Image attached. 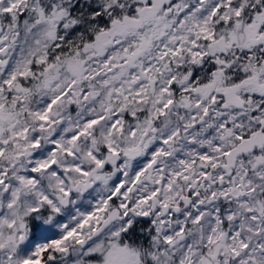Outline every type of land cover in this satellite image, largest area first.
Returning a JSON list of instances; mask_svg holds the SVG:
<instances>
[{
    "label": "snow or ice",
    "instance_id": "obj_1",
    "mask_svg": "<svg viewBox=\"0 0 264 264\" xmlns=\"http://www.w3.org/2000/svg\"><path fill=\"white\" fill-rule=\"evenodd\" d=\"M0 264H264V0H0Z\"/></svg>",
    "mask_w": 264,
    "mask_h": 264
}]
</instances>
